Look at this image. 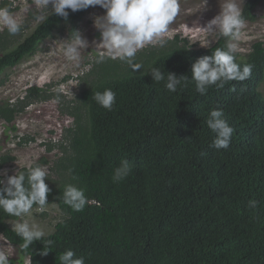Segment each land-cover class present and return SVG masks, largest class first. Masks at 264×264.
<instances>
[{
  "label": "trees",
  "instance_id": "obj_1",
  "mask_svg": "<svg viewBox=\"0 0 264 264\" xmlns=\"http://www.w3.org/2000/svg\"><path fill=\"white\" fill-rule=\"evenodd\" d=\"M259 1L242 5L244 21L255 19ZM9 3L2 0L0 7L12 11ZM88 8L67 10V19L53 14L27 34L25 25L16 35L0 30V72L32 56L66 23L71 36ZM163 41L138 50L134 62L144 68L132 72L119 59L104 55L101 61L97 55L86 75L92 76L90 82L74 98L31 87L23 100L0 104V116L10 123L27 103L58 97L63 112L74 119L45 179L50 192L43 209L56 207L60 215L52 230L24 248L8 224L17 217L0 210V235L30 264H61L60 255L69 249L85 264H264V95L258 89L264 78V43H252L244 59L235 53L241 67L252 65L249 78L223 88L213 85L201 95L191 79L176 92L168 91L167 73L190 78L195 60L224 48L226 38L218 34L209 47H196L177 34ZM151 68L163 71L165 80H152L146 74ZM105 89L116 93L111 111L94 99ZM213 109H221L235 130L227 149L211 147L215 133L206 121ZM53 148L47 144L46 150ZM14 158L1 154L0 168ZM122 159L132 170L114 182ZM43 164H49L46 156L33 166ZM66 185L84 189L88 203L83 210L65 204ZM96 198L98 204L89 203ZM249 200L258 201L255 209L247 206Z\"/></svg>",
  "mask_w": 264,
  "mask_h": 264
},
{
  "label": "clouds",
  "instance_id": "obj_2",
  "mask_svg": "<svg viewBox=\"0 0 264 264\" xmlns=\"http://www.w3.org/2000/svg\"><path fill=\"white\" fill-rule=\"evenodd\" d=\"M36 4L41 10V14L35 17L38 22L47 20L53 14L67 19L69 15L67 10L76 12L89 6H99L104 9L105 15L95 19V27L100 31L101 36L97 45L106 50L105 54L107 57L119 59L126 63L129 66V70H131L130 72L144 68L141 63L134 62L138 50L149 44L159 43L163 45L164 41L160 38L168 32L169 26L181 10L180 0H36ZM203 4L204 9L207 0H203ZM242 4L243 0H224L220 4L219 13L203 27H200L205 33H218L226 38V45L224 48H216L211 55L197 58L191 65L190 78L188 75L177 77L174 73H167L165 87L168 91L176 92L178 86L182 84L186 86L189 79H191V81L195 82L196 91L201 95H205L213 85L217 88H223L230 81L242 82L251 76L252 65L245 64L241 67L236 62L235 56L237 52L239 58H241V53L237 51V42L242 29L245 27ZM49 6L51 7L49 8ZM44 12H48L49 15H44ZM98 21L99 23H97ZM0 29H7L11 35H16L21 31V23L14 18L8 7H0ZM71 33V36L61 41L63 54L70 61H79L81 52L89 46L88 41L82 37L79 31L74 30ZM211 42L209 40L200 46L209 47ZM104 58V55H101L99 60L102 61ZM7 68L10 67L4 69ZM146 74H150L152 80L156 82L165 80L164 72L158 68H151ZM72 78H74L72 75H66L56 82L62 84ZM31 87L38 86H30L27 89ZM27 89L25 94L18 100L24 99ZM43 89L57 92L59 96L63 95L58 92L59 88L57 90ZM63 96L68 97L67 95ZM94 99L101 107L111 111L116 101V93L112 89H105L103 92H96ZM55 102L58 103L59 99L57 98ZM7 103L14 104L16 102ZM23 111H17L15 115ZM71 117V123L64 125L65 127L63 126L61 129L59 142L63 138L65 129L71 127L74 122L73 116ZM0 119L4 120L1 116ZM206 123L207 127L215 133L211 147L217 150L227 149L235 130L223 119V111L221 109L211 110ZM50 133L56 135V131H50ZM33 139V136L25 135L19 137L18 144L21 145ZM58 143L48 144L58 148ZM13 160L0 168V170H7L8 175L13 170V175L7 176L6 181L2 180L3 177L0 180V210L9 217L19 218L30 213L34 205L43 209L49 204L47 196L50 189L45 183L48 175L47 170L41 167L44 164L33 166L34 163L31 166H22L26 167L27 170L18 171L22 167H17V163L13 164ZM131 170L132 164L127 159H122L120 165L114 170L113 181L120 182L124 180L128 177ZM62 197L65 204L74 211L83 210L88 203L84 189L77 188L74 185H66L62 192ZM89 203L98 204V199H91ZM257 205L258 201L249 200L247 206L255 209ZM40 208L35 209L40 210ZM14 230L23 239L24 248H29L34 241H41L45 236V232L42 229L30 224L27 220L17 222L14 225ZM47 244L51 245L52 241L48 240ZM41 254L47 255L48 251L42 250ZM9 257L6 252L0 251V264H10ZM59 260L61 264H85V258L82 256L77 257L71 249L64 251L60 255Z\"/></svg>",
  "mask_w": 264,
  "mask_h": 264
},
{
  "label": "rangeland",
  "instance_id": "obj_3",
  "mask_svg": "<svg viewBox=\"0 0 264 264\" xmlns=\"http://www.w3.org/2000/svg\"><path fill=\"white\" fill-rule=\"evenodd\" d=\"M7 1L10 2L8 6L12 8V15L22 26L25 25L23 33L27 34L38 23L35 17L41 14L36 0ZM223 2L224 0H207V4L203 9V0H180V13L169 26L168 32L160 39L172 38L177 34L181 38H187L196 47H202L200 45L205 44L209 40L212 41L210 45L213 44L218 33L208 34L202 31L200 27H203L219 13L220 4ZM245 2L246 0H243V4ZM253 12L255 13V19L245 21V27L242 29L237 42V51L241 53V58H245L251 49L252 43L258 41L264 43V0L258 2ZM46 13L48 12L43 14L45 15ZM33 15L36 16L34 17ZM104 15L105 10L101 7L90 6L76 24L75 30L81 33L89 45L81 52L79 61H70L63 54L61 41L70 36L68 33L70 24L66 23L63 28L55 30L51 36L44 39L32 56L24 58L14 67L4 69L0 73V104L17 102L30 86L49 88L50 90L59 88L58 92L68 96L64 99L73 98L81 85L90 82L92 76L86 75L91 69V62L97 60V55H106V50L97 45L101 36L100 31L95 27V19ZM12 43L15 44V42ZM155 44L159 45V43ZM66 75H72L74 78L62 84L56 82ZM258 89L264 95V78ZM57 98L52 97L44 101L35 100L27 103L24 111L15 115L13 122L9 123L0 119V155L3 153L13 155L15 157L13 164L17 163V167L31 166L38 162L40 157L46 156L49 164L41 167L45 168L47 173H49V166L53 164L54 159L60 156V151L55 147L47 152V144H57L62 127L71 123L72 120L71 116L63 112L62 104H59L62 99L58 98L59 102H55ZM50 131H56V135H52ZM25 135L33 136L34 139L19 145V137ZM11 175H13V170H11L9 175L7 170H0V176L3 177L2 180L4 181H6L7 176ZM44 211L46 214L42 216L41 212ZM59 217L56 207L48 206L40 210L32 208L30 213L8 221V224L14 228L17 222L27 220L30 224L38 226L46 234L52 230ZM0 251H4L10 256L9 261H12L13 264H29L28 258L20 257L15 252L14 247L1 235Z\"/></svg>",
  "mask_w": 264,
  "mask_h": 264
}]
</instances>
